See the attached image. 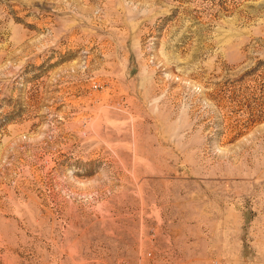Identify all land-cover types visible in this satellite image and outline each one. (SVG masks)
I'll use <instances>...</instances> for the list:
<instances>
[{
  "label": "rangeland",
  "instance_id": "374dc122",
  "mask_svg": "<svg viewBox=\"0 0 264 264\" xmlns=\"http://www.w3.org/2000/svg\"><path fill=\"white\" fill-rule=\"evenodd\" d=\"M0 264H264V0H0Z\"/></svg>",
  "mask_w": 264,
  "mask_h": 264
}]
</instances>
